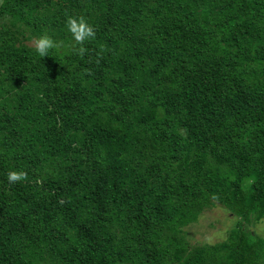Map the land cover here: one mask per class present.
I'll use <instances>...</instances> for the list:
<instances>
[{"label": "trees", "instance_id": "1", "mask_svg": "<svg viewBox=\"0 0 264 264\" xmlns=\"http://www.w3.org/2000/svg\"><path fill=\"white\" fill-rule=\"evenodd\" d=\"M0 17V264H264V0H0ZM212 207L236 227L191 243Z\"/></svg>", "mask_w": 264, "mask_h": 264}, {"label": "rangeland", "instance_id": "2", "mask_svg": "<svg viewBox=\"0 0 264 264\" xmlns=\"http://www.w3.org/2000/svg\"><path fill=\"white\" fill-rule=\"evenodd\" d=\"M2 20V17H0ZM29 42V41H28ZM35 39L29 43H34ZM237 217L221 207L204 210L198 219L184 227V234L191 243H215L227 238L229 231L236 227ZM250 229L264 236V222L261 221Z\"/></svg>", "mask_w": 264, "mask_h": 264}, {"label": "clouds", "instance_id": "3", "mask_svg": "<svg viewBox=\"0 0 264 264\" xmlns=\"http://www.w3.org/2000/svg\"><path fill=\"white\" fill-rule=\"evenodd\" d=\"M67 28L72 33L74 39L77 42H83L95 35V31L91 25H89L86 21L81 19H76L73 17H68L67 19ZM55 42L47 35L41 36L35 39L34 49L35 51L42 57L48 55L49 49L55 47ZM84 49L81 48V52ZM26 173L21 170H10L7 173V180L15 183L16 181H20L24 179Z\"/></svg>", "mask_w": 264, "mask_h": 264}]
</instances>
